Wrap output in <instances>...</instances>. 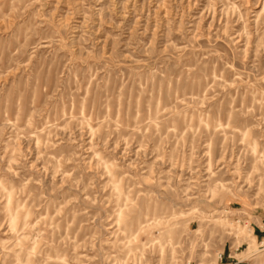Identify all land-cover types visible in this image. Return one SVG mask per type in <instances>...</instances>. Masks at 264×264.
I'll use <instances>...</instances> for the list:
<instances>
[{
	"label": "rangeland",
	"instance_id": "obj_1",
	"mask_svg": "<svg viewBox=\"0 0 264 264\" xmlns=\"http://www.w3.org/2000/svg\"><path fill=\"white\" fill-rule=\"evenodd\" d=\"M259 214L264 0H0V264L243 259Z\"/></svg>",
	"mask_w": 264,
	"mask_h": 264
},
{
	"label": "crops",
	"instance_id": "obj_2",
	"mask_svg": "<svg viewBox=\"0 0 264 264\" xmlns=\"http://www.w3.org/2000/svg\"><path fill=\"white\" fill-rule=\"evenodd\" d=\"M252 233L254 235L255 241L259 245V250L264 251V217L259 215L254 216V221L252 223ZM237 249H232L228 247L224 256L222 254L219 257L217 264H264V252L257 256H251L239 259L236 257Z\"/></svg>",
	"mask_w": 264,
	"mask_h": 264
}]
</instances>
